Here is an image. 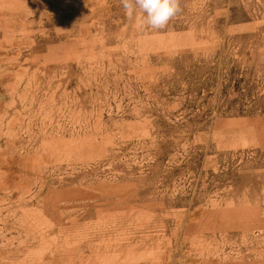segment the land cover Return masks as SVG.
<instances>
[{
  "label": "rangeland",
  "instance_id": "rangeland-1",
  "mask_svg": "<svg viewBox=\"0 0 264 264\" xmlns=\"http://www.w3.org/2000/svg\"><path fill=\"white\" fill-rule=\"evenodd\" d=\"M0 0V264H264V0Z\"/></svg>",
  "mask_w": 264,
  "mask_h": 264
},
{
  "label": "clouds",
  "instance_id": "clouds-1",
  "mask_svg": "<svg viewBox=\"0 0 264 264\" xmlns=\"http://www.w3.org/2000/svg\"><path fill=\"white\" fill-rule=\"evenodd\" d=\"M129 20L141 28L163 30L181 11V0H120Z\"/></svg>",
  "mask_w": 264,
  "mask_h": 264
}]
</instances>
